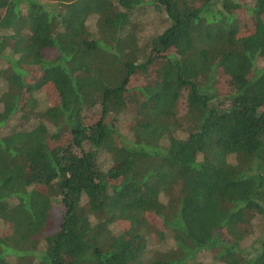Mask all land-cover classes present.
Returning <instances> with one entry per match:
<instances>
[{
  "label": "trees",
  "instance_id": "obj_1",
  "mask_svg": "<svg viewBox=\"0 0 264 264\" xmlns=\"http://www.w3.org/2000/svg\"><path fill=\"white\" fill-rule=\"evenodd\" d=\"M1 62L0 264H264V0H0Z\"/></svg>",
  "mask_w": 264,
  "mask_h": 264
},
{
  "label": "rangeland",
  "instance_id": "obj_2",
  "mask_svg": "<svg viewBox=\"0 0 264 264\" xmlns=\"http://www.w3.org/2000/svg\"><path fill=\"white\" fill-rule=\"evenodd\" d=\"M41 2L45 3V4H51L54 3V0H40ZM136 22L138 24L139 27L142 28V33L145 36V39H147L148 37H152L155 34H159L162 30H164V28L166 27V21H164V18H162L161 15L157 14L154 9L151 6H145L143 7V9L140 11V13L138 14V16L136 17ZM90 27L93 29V23L89 22ZM263 65V64H262ZM261 66V65H260ZM4 68V62L0 63V69ZM151 73H158L156 70L151 71ZM154 75V74H151ZM150 74H146V75H142L139 76L135 81H134V85L135 86H142L144 85V83L146 82V80L149 82V79L152 77ZM39 79L38 74L33 75L30 79H28V83H34ZM226 82H223L222 80H219V87L220 88H224L225 87ZM5 88V83L2 81V79L0 78V94L1 92L4 90ZM46 89H42L39 90L37 92H35L34 96L37 100V112L38 113H42L48 106H49V96H52V92L50 91L51 88L49 86H45ZM45 90V91H43ZM2 111V105H0V112ZM98 111V109H97ZM130 112L133 113V110H130ZM186 112V105H185V97L181 98L179 103H178V107H177V113L179 115V117H182ZM26 119H22V120H18V116H14L11 120H9V122L7 123L6 127L2 128V131H7L9 128H12L14 126L17 127H23V125L25 126ZM134 121V117L132 116H127V115H122L119 118L118 121V130L120 132V134L124 135L125 137H127L129 139V131L127 129V127H129V125ZM40 122H42V120L40 119L39 115H36L32 118L31 122L26 126L27 129H32L33 127H35L37 124H39ZM99 163H100V167L101 169H107L110 166V161H109V156L105 153L101 154L100 159H99ZM55 212V217H54V221L55 223H57V215L59 214V210L56 208L54 210ZM155 228H159V230H162L165 232H167V230L163 227L161 221L159 219L155 218ZM57 225V224H56ZM257 228V227H256ZM2 231H4V227L3 224L0 223V234L3 233ZM168 237V234H166ZM158 244H154V246L151 244L150 248L153 251L154 249H158V250H165V249H169L170 246L172 245V240L171 239H167V241L164 243V245L161 246H156ZM153 256L152 252L150 253V256ZM213 260V255L211 253H204L202 254L198 261L200 264H221L219 262H214Z\"/></svg>",
  "mask_w": 264,
  "mask_h": 264
}]
</instances>
